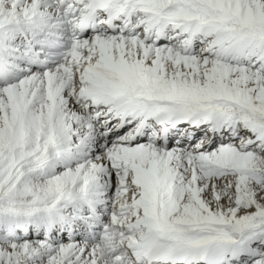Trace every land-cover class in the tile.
<instances>
[{"label": "snow or ice", "instance_id": "obj_1", "mask_svg": "<svg viewBox=\"0 0 264 264\" xmlns=\"http://www.w3.org/2000/svg\"><path fill=\"white\" fill-rule=\"evenodd\" d=\"M0 264H264V0H0Z\"/></svg>", "mask_w": 264, "mask_h": 264}]
</instances>
